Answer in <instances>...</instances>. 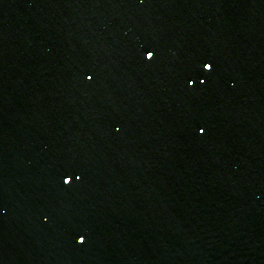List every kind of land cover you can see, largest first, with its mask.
I'll use <instances>...</instances> for the list:
<instances>
[{
    "label": "water",
    "instance_id": "1",
    "mask_svg": "<svg viewBox=\"0 0 264 264\" xmlns=\"http://www.w3.org/2000/svg\"><path fill=\"white\" fill-rule=\"evenodd\" d=\"M0 264H264V0H0Z\"/></svg>",
    "mask_w": 264,
    "mask_h": 264
}]
</instances>
